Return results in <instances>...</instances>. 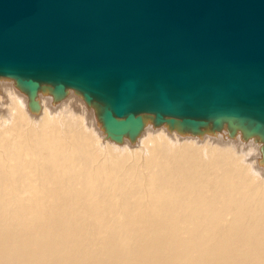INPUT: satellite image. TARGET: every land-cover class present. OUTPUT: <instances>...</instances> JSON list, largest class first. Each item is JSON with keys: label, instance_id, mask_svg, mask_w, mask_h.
<instances>
[{"label": "bare ground", "instance_id": "obj_1", "mask_svg": "<svg viewBox=\"0 0 264 264\" xmlns=\"http://www.w3.org/2000/svg\"><path fill=\"white\" fill-rule=\"evenodd\" d=\"M104 111L0 75V264H264L261 133Z\"/></svg>", "mask_w": 264, "mask_h": 264}, {"label": "water", "instance_id": "obj_2", "mask_svg": "<svg viewBox=\"0 0 264 264\" xmlns=\"http://www.w3.org/2000/svg\"><path fill=\"white\" fill-rule=\"evenodd\" d=\"M0 75L96 98L117 138L141 111L264 137V0H0Z\"/></svg>", "mask_w": 264, "mask_h": 264}, {"label": "clouds", "instance_id": "obj_3", "mask_svg": "<svg viewBox=\"0 0 264 264\" xmlns=\"http://www.w3.org/2000/svg\"><path fill=\"white\" fill-rule=\"evenodd\" d=\"M8 123V121H5V124H7Z\"/></svg>", "mask_w": 264, "mask_h": 264}]
</instances>
